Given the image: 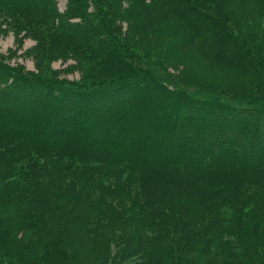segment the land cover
Here are the masks:
<instances>
[{
    "label": "trees",
    "instance_id": "trees-1",
    "mask_svg": "<svg viewBox=\"0 0 264 264\" xmlns=\"http://www.w3.org/2000/svg\"><path fill=\"white\" fill-rule=\"evenodd\" d=\"M0 24L81 67L0 56V264H264V0H0ZM192 47L234 76L175 77Z\"/></svg>",
    "mask_w": 264,
    "mask_h": 264
},
{
    "label": "rangeland",
    "instance_id": "rangeland-1",
    "mask_svg": "<svg viewBox=\"0 0 264 264\" xmlns=\"http://www.w3.org/2000/svg\"><path fill=\"white\" fill-rule=\"evenodd\" d=\"M66 2L67 0H59L61 9L66 7ZM36 44L37 41L31 36L27 35L25 37L23 36L17 38V35L14 34L12 30H9L6 25L0 24V56L6 62L14 66H22L26 70L42 72V74H58L71 79L79 78L81 67L76 64V60L74 58L67 54V51L61 49L60 51L41 50L40 53L38 49L34 48ZM173 51L174 52L169 56V58L174 61H177V59L181 61L180 63L168 61V64L170 65L168 69L175 77H179L178 79L189 81L191 84L197 83L198 85H201L202 83L205 85V82L207 81H224L226 79H230L229 76H234L232 73L227 74L218 66L216 67V65L212 64L210 60H207L204 56L200 55L194 47L178 50L174 49ZM161 61L165 62V60ZM16 96L17 98L13 97L15 99H13L14 102L10 103V105H8V102H5V106H10V109L14 110L13 105L16 102V106L14 105V108L19 111V108H17L19 106L18 102H21L20 99L23 98L24 95L20 93ZM25 101L26 100H24V103ZM31 102L34 101L31 100ZM22 109H24V107H22ZM18 113H20V111ZM19 116L20 120L26 118L24 112L22 115L19 114ZM67 126H69V124L65 121L64 123H60L58 128H67ZM239 139L240 145H242L244 150L245 148L243 145L247 141V138L240 136ZM218 146H221V143H217L216 147L218 148ZM239 149L241 150V148ZM89 258L90 256L87 255L84 258L81 257L82 260H80L85 264L93 263L89 260Z\"/></svg>",
    "mask_w": 264,
    "mask_h": 264
}]
</instances>
